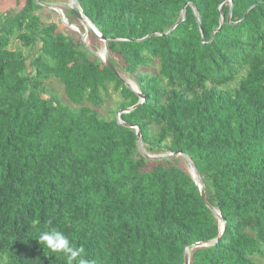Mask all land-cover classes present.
Here are the masks:
<instances>
[{
	"label": "trees",
	"instance_id": "obj_1",
	"mask_svg": "<svg viewBox=\"0 0 264 264\" xmlns=\"http://www.w3.org/2000/svg\"><path fill=\"white\" fill-rule=\"evenodd\" d=\"M78 2L124 80L92 32L88 47L44 22V0L0 9V264H67L38 241L52 230L91 264H186L187 248L190 264H264V0L231 19V0ZM123 74L146 100L121 120L149 155L196 165L218 244L193 248L223 223L186 159H147L119 123L142 102Z\"/></svg>",
	"mask_w": 264,
	"mask_h": 264
},
{
	"label": "water",
	"instance_id": "obj_2",
	"mask_svg": "<svg viewBox=\"0 0 264 264\" xmlns=\"http://www.w3.org/2000/svg\"><path fill=\"white\" fill-rule=\"evenodd\" d=\"M38 1V0H37ZM74 6L71 8L72 12L74 13V15L76 16V18H78V20L81 22L82 26L85 28V30H87V32H92L96 37L99 38V40L103 43H105V47H106V52L105 54L99 55L100 59L102 60V62L113 72L115 73L120 79L124 80L123 77L120 75V73L116 70V68L111 64L110 59H109V49H108V40L102 35V33L96 28V26L89 20V18L86 16V14L84 13V11L82 10L78 0H72ZM233 7H234V0H231V12H230V19L232 16V12H233ZM53 11L59 13L62 17V22L63 24H65L66 26H68L69 28L72 29H76V32H78L82 37L84 42L86 43V45L88 46L86 40H85V35H84V31L83 28L78 26V25H74L68 22L67 17H66V13L57 7H50ZM183 17L185 19L186 17V8H184L183 10ZM197 17L198 20L201 24L200 21V17L199 14L197 12ZM220 30V29H219ZM173 31V30H172ZM171 31V32H172ZM128 86L136 93L139 95L140 99L142 100L141 103L137 104L136 106H134L131 109H127V110H122L118 113V121L119 123H121L122 125L128 127V128H132V129H136L137 130V135H138V141L140 143V148L142 153L144 154V156L149 159V160H153V161H160V160H164L167 158H171V157H179L182 156L184 159L187 160V162L189 163L190 167H191V175L193 176V178L195 180H197L198 184H199V189H200V193H201V197L204 200V203L206 204V206L211 209L212 211L215 212V214L218 215V217L221 219L222 223H223V230L221 232V235L219 236V238L217 240H212L209 242H205V243H197L194 245V249L197 248H203V247H209V246H213L216 245L220 242L224 231H225V227H226V220L221 216V214L212 207V205L209 203L208 199H207V195L205 192V187L201 182V177L199 174V171L196 167V165L189 159V157L185 154V152H176L174 154L171 155H166V156H152L149 155L144 146H143V142H142V132L140 131V129L136 126L130 125V124H125L122 120H121V116L123 114H127L130 113L136 109H138L141 105H143V103L145 102L146 98L145 96L138 90L136 85H132L128 83ZM185 262L186 264H190V248H187L186 252H185Z\"/></svg>",
	"mask_w": 264,
	"mask_h": 264
},
{
	"label": "rangeland",
	"instance_id": "obj_3",
	"mask_svg": "<svg viewBox=\"0 0 264 264\" xmlns=\"http://www.w3.org/2000/svg\"><path fill=\"white\" fill-rule=\"evenodd\" d=\"M25 1L26 0H0V9L6 12L9 10H15V9L18 10L23 7V5L25 4ZM44 1H45V4H44V9L42 11L43 21L46 23H57L59 24L60 29L64 33L77 36L76 33L78 32H76V29L69 28L68 26L63 24L61 15L53 11L50 7H57V8L62 9L66 13V17L69 23L78 25L84 29L85 40L89 47L90 45V41L88 39L89 32L85 30V28L82 26L78 18L75 17L76 19H74L70 15H67L68 14L67 12L71 10V8L74 6L73 1L72 0H44ZM14 48L17 49V46H15ZM97 48H98V53H96V55L98 57L99 55L105 54L106 52L105 43L100 41V43L97 44ZM123 76L127 79V82L129 84L136 85L129 76H127L126 74H123ZM48 86L50 87L51 90H53L54 94H56L61 100L64 101V103L71 105V102L69 101V99L67 98L64 92V86L62 84H60L57 80H52L48 82ZM118 101H119L118 96L115 95L113 101L108 103L106 106L100 107L97 109L99 114L103 117L107 116L109 110ZM185 162L186 164L184 166L187 167L191 171V167L189 163L187 162V160H185Z\"/></svg>",
	"mask_w": 264,
	"mask_h": 264
},
{
	"label": "clouds",
	"instance_id": "obj_4",
	"mask_svg": "<svg viewBox=\"0 0 264 264\" xmlns=\"http://www.w3.org/2000/svg\"><path fill=\"white\" fill-rule=\"evenodd\" d=\"M38 241L51 252L63 254L66 257L67 264H91L90 261L83 258L85 249L75 247L68 237L60 231L41 232Z\"/></svg>",
	"mask_w": 264,
	"mask_h": 264
}]
</instances>
